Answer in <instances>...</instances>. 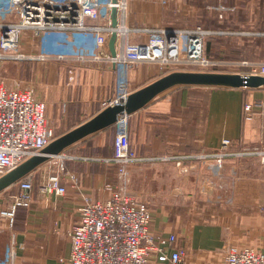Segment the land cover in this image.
Listing matches in <instances>:
<instances>
[{"label": "crops", "instance_id": "obj_1", "mask_svg": "<svg viewBox=\"0 0 264 264\" xmlns=\"http://www.w3.org/2000/svg\"><path fill=\"white\" fill-rule=\"evenodd\" d=\"M182 6L181 12L173 15L160 0H130L127 23L169 29L187 27L185 22L195 14L190 4ZM211 31L213 33L209 37L218 35V29ZM238 33L240 37L264 39V30H242ZM70 38L73 47L94 52L91 34H71ZM145 38L144 33L133 36L137 41ZM117 45L118 38L115 49ZM20 46L23 52L32 56L39 53L51 55L43 61H25L38 65L37 79L41 86L37 98L45 102V117L54 130L55 138L105 109L101 102L110 98L115 90L113 64L104 59L95 60L87 56L79 59L67 54L66 46L57 42L50 32L43 33L40 38L29 31L22 32ZM105 50L109 52L107 43ZM56 54L66 56L59 58ZM25 61L17 64L20 66ZM174 71L185 70L162 71L155 63H134L129 70L131 92ZM234 72L243 73L240 70ZM7 87L12 86L7 84ZM263 98L264 87L172 86L129 113L130 147L144 160L163 153L194 155L214 152L225 138L231 141L229 150L234 152L264 146V107L255 108L251 120L243 118V105ZM111 131L115 133L114 125L99 129L61 151H70L74 155L65 161L64 172H74L80 177L78 189L72 188L67 178H61L67 189L60 196L41 195L38 186H35L31 204L16 209L12 232L20 245L18 250L25 248L28 251L26 255L19 254L18 264L27 262L25 257L31 263L55 264L58 257L68 255L70 242L67 232L78 221L81 194H89L94 199L106 198L110 193L105 184L115 182L108 173L116 172L115 164L109 160L112 142L107 135ZM48 159L29 174L33 176L37 172H46L44 165ZM184 164L194 166L192 172H197L196 184L187 183L180 188L171 185L168 193L181 192L185 194L181 201L190 202L191 192L200 188L197 190L198 199L203 202L199 208L211 211L198 215L199 222L192 221L193 214L190 212L186 216L173 210L160 212L151 209L150 232L155 236L175 233L180 240L178 245L185 248L183 264H222V249L227 244L252 246L264 252V158L233 154L224 158L219 168L213 158H204L198 163L189 159ZM134 169L135 166L130 167V170ZM205 183L213 189L204 191L202 186ZM171 200H174L173 196ZM2 202L0 198V205ZM192 222L194 226L184 228ZM148 264L172 263L153 259Z\"/></svg>", "mask_w": 264, "mask_h": 264}, {"label": "built area", "instance_id": "obj_2", "mask_svg": "<svg viewBox=\"0 0 264 264\" xmlns=\"http://www.w3.org/2000/svg\"><path fill=\"white\" fill-rule=\"evenodd\" d=\"M111 7L116 8L117 21L112 26ZM217 8V7H216ZM221 9V7H218ZM217 8V9H218ZM130 0H0V65L25 60H46L49 53L35 56L26 54L20 48L22 32H31L37 38L50 32L57 42L66 46L67 54L83 59H104L114 65V94L101 102L106 108L123 106L131 94L129 70L134 63L157 64L162 71L199 68L207 70L218 64L204 57L205 37L213 31L199 25L169 29L162 26H131L127 23ZM15 15L16 21L5 20V15ZM112 32L118 38L115 55L105 50ZM93 38V53L73 47L70 35H88ZM144 33V40H134V34ZM73 36V35H72ZM89 52V53H88ZM59 58L66 54H56ZM233 64L248 66L242 74L264 76V61H239ZM196 70V69H195ZM207 72V71H205ZM6 76L0 73V176L18 166L27 158L40 153L54 138L53 128L45 117V102L36 98L31 87H7ZM264 107V98L243 105V118L251 120L255 108ZM129 114L120 110L114 125L112 156L119 175H127V167L143 160L129 143ZM231 141H221L214 152H200L194 155H165L158 159L172 165L175 172L187 175L194 166L188 167L185 160L198 163L204 158L216 160L217 168L222 166L229 155H259L264 158V146L230 151ZM60 171L64 170L61 152ZM72 158L73 156H67ZM56 171V172H60ZM125 181L128 183V178ZM19 191L7 210L1 213L9 225L19 206H28L33 198V182L27 174L18 182ZM105 189L109 196L93 199L81 195L78 205V221L67 232L70 248L67 256L57 258L55 264H148L151 260L183 264L185 248L178 245L175 233L153 235L149 230L151 212L147 199L139 191L126 184H108ZM43 195H64L66 186L59 174L52 173L38 184ZM15 235L6 251L7 264H14L19 248ZM222 264H264V252L252 246L226 245L223 248Z\"/></svg>", "mask_w": 264, "mask_h": 264}, {"label": "rangeland", "instance_id": "obj_3", "mask_svg": "<svg viewBox=\"0 0 264 264\" xmlns=\"http://www.w3.org/2000/svg\"><path fill=\"white\" fill-rule=\"evenodd\" d=\"M159 1V0H158ZM164 7L172 12L173 15L181 12L183 4H190L194 10L192 13L195 14L191 16V20L185 22L188 27L199 25L204 29L214 30L212 28L218 29V35L216 37H209L208 34L205 37V48L204 57L208 58L218 64L210 65L207 70H199V68H187L191 70L185 71H209V72H225V73H235L234 71L240 70L247 72L249 70L248 66L233 64L242 59L264 61V39L263 42L260 39L240 37V31L251 30L258 31L264 30V0H160ZM221 7L219 9L218 7ZM218 9H217V8ZM5 20L16 21V16L13 14L5 15ZM187 20V19H186ZM210 28V29H209ZM228 32V33H224ZM233 32V33H231ZM89 35V33H88ZM86 36V35H83ZM87 39V38H85ZM196 69V70H195ZM38 65L33 61H25L22 64H17L14 62L5 63L0 65V73L6 76L7 84L13 88H26L31 87L35 93L36 98L38 93H40V82L38 77ZM41 99V98H39ZM42 100V99H41ZM128 119V124H129ZM130 125V124H129ZM108 140L113 142V131L108 135ZM106 137V138H107ZM131 148V147H130ZM132 149V148H131ZM133 150V149H132ZM134 151V150H133ZM135 152V151H134ZM65 157L63 158V167H65V161L70 157L74 156L70 151L62 152ZM136 153V152H135ZM137 154V153H136ZM169 155V153H163L157 156H150V158L144 159L138 163L131 164L127 167L126 173L128 178V183L125 181V176L119 175L117 166L115 164L116 172H108L111 177L115 179L113 183L105 184H126L127 187L133 188L147 199L148 207L154 211L158 210L160 212L176 211L181 212L184 215H188L189 212L193 214L192 221H199L198 215L204 211H211L207 209L199 208L201 205L198 199L199 193L198 189L191 192L192 197H190V202H182L185 194L181 192H174V194L168 193L171 185L175 188H180L183 184L191 183L196 184L197 172H189L187 175H182L180 172H175L169 162L158 159L159 157ZM112 156V155H111ZM110 156V157H111ZM73 158V157H72ZM49 161L46 162L44 167L46 172H37L36 175H31L33 182V188L38 186L39 182L46 177L48 174L57 173L64 180L67 178L70 182L69 185L72 188L80 187V180L77 174L74 172H64L60 171L59 165L61 160L57 156H51ZM131 166H135L134 170H130ZM174 170H173V169ZM60 171V172H56ZM91 174L94 172H84ZM107 173V172H105ZM212 182V180H210ZM63 183V182H62ZM204 184V183H203ZM65 185V184H64ZM205 183L202 186L203 190L213 189L211 186ZM66 186V185H65ZM179 186V187H176ZM67 189V186H66ZM18 184L15 183L8 187L4 193H1V199L3 202L0 205V264H7L6 251L9 247L11 241V235L14 234V225L11 226L8 223L7 218L2 215L3 210H7L13 196L18 193ZM33 192V190H32ZM66 193V192H65ZM41 194V193H40ZM84 194V193H83ZM81 194V195H83ZM43 195V194H41ZM85 195H89L86 194ZM90 196V195H89ZM172 196L174 200L172 199ZM197 196V198H196ZM34 198V194H33ZM32 198V201H33ZM94 199V198H93ZM170 200V201H169ZM31 201V202H32ZM31 204V203H30ZM172 207V208H171ZM158 212L157 214H160ZM17 214V212H16ZM15 217V214L14 216ZM189 219V218H188ZM212 222V221H210ZM15 223V221H14ZM194 226L193 222L191 224L185 225V229H189ZM178 231V230H177ZM179 234V231H178ZM177 236V235H176ZM179 237H182L179 234ZM178 238V236H177ZM180 242L179 238L178 241ZM224 247V246H223ZM28 254L27 249L21 248L16 250V257L14 264H18L19 254ZM223 253V249H222ZM28 256V255H27ZM27 260L20 262V264H39L38 262L31 263L30 259L25 257ZM24 259V258H23Z\"/></svg>", "mask_w": 264, "mask_h": 264}, {"label": "water", "instance_id": "obj_4", "mask_svg": "<svg viewBox=\"0 0 264 264\" xmlns=\"http://www.w3.org/2000/svg\"><path fill=\"white\" fill-rule=\"evenodd\" d=\"M116 0H112L115 2ZM110 19L112 26L116 25L117 13L116 8L111 7ZM116 34L112 32L107 40V46L110 55H115ZM175 85H211L226 87H245L257 88L264 87V76L242 73H225V72H205V71H174L170 72L152 83L131 92L125 104L113 105L106 107L97 115L82 123L81 125L69 130L54 138L46 145L38 154H35L18 166L12 168L5 174L0 176V193L9 186L17 183L20 179L29 174L37 166L43 163L51 156L57 155L63 149L70 146L74 142L86 137L87 135L98 131L99 129L113 125L117 113L125 109L129 114L138 109L148 100L158 93Z\"/></svg>", "mask_w": 264, "mask_h": 264}, {"label": "trees", "instance_id": "obj_5", "mask_svg": "<svg viewBox=\"0 0 264 264\" xmlns=\"http://www.w3.org/2000/svg\"><path fill=\"white\" fill-rule=\"evenodd\" d=\"M212 29H215V28H212ZM214 38V37H213Z\"/></svg>", "mask_w": 264, "mask_h": 264}]
</instances>
